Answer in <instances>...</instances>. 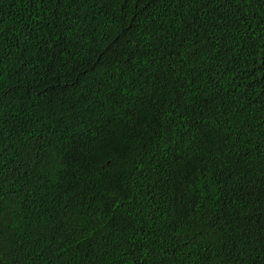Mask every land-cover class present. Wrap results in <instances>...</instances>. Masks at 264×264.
I'll return each instance as SVG.
<instances>
[{
  "label": "trees",
  "instance_id": "obj_1",
  "mask_svg": "<svg viewBox=\"0 0 264 264\" xmlns=\"http://www.w3.org/2000/svg\"><path fill=\"white\" fill-rule=\"evenodd\" d=\"M0 264H264V0H0Z\"/></svg>",
  "mask_w": 264,
  "mask_h": 264
}]
</instances>
